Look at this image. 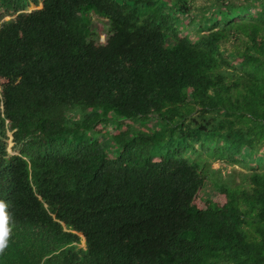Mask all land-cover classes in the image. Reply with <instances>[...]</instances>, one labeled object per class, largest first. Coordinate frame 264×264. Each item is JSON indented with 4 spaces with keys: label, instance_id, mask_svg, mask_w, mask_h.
I'll return each mask as SVG.
<instances>
[{
    "label": "trees",
    "instance_id": "1",
    "mask_svg": "<svg viewBox=\"0 0 264 264\" xmlns=\"http://www.w3.org/2000/svg\"><path fill=\"white\" fill-rule=\"evenodd\" d=\"M38 3L0 0V264H264V0Z\"/></svg>",
    "mask_w": 264,
    "mask_h": 264
},
{
    "label": "rangeland",
    "instance_id": "2",
    "mask_svg": "<svg viewBox=\"0 0 264 264\" xmlns=\"http://www.w3.org/2000/svg\"><path fill=\"white\" fill-rule=\"evenodd\" d=\"M43 1L39 0L38 5L31 4L26 12H33L37 11L43 8ZM226 3L228 2H234V3H241L244 2V0H223ZM219 0H191V5L194 8V10H203L207 7L214 8L216 4H218ZM18 13L16 14H9L6 15L1 21L0 25L6 22H9L11 20H14L17 17ZM92 33H93V39L96 40L99 44H106L111 32H110V24L107 19H104L102 17H99L95 14L92 15ZM185 24H187V20L185 21ZM199 22H197L196 27H198ZM182 35H187L188 33L193 32V29H183ZM1 91V90H0ZM150 124H153L152 122ZM8 139L6 141L7 143V151L10 155H18L20 153V148L15 146V143L13 141V132L8 131L7 133ZM168 138V137H167ZM103 139H107L104 137ZM261 152H264V147L261 148ZM184 155L190 159L192 163L200 161L199 156L198 158L191 157L190 153H187V151H184ZM243 161V160H242ZM256 162H249V164H242L231 166L225 163H221L219 161H214L212 164V169L217 171L218 175H214V179L219 180L220 182H226L228 185L237 187V186H246L247 183L245 181V175L249 174L251 172V167H255ZM218 195L217 189L214 187V184L209 182L206 187L202 190V193L200 195L201 198H214ZM81 241L79 244L80 248H86V241L82 234H80Z\"/></svg>",
    "mask_w": 264,
    "mask_h": 264
},
{
    "label": "clouds",
    "instance_id": "3",
    "mask_svg": "<svg viewBox=\"0 0 264 264\" xmlns=\"http://www.w3.org/2000/svg\"><path fill=\"white\" fill-rule=\"evenodd\" d=\"M23 231L22 220L9 202L0 201V254L7 247L8 237Z\"/></svg>",
    "mask_w": 264,
    "mask_h": 264
}]
</instances>
